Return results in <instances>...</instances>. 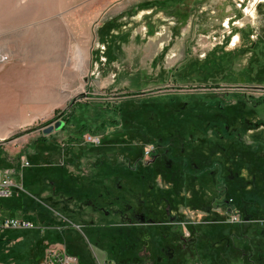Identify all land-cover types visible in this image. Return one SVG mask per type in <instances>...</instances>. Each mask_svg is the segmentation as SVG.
Wrapping results in <instances>:
<instances>
[{"label": "rangeland", "instance_id": "1", "mask_svg": "<svg viewBox=\"0 0 264 264\" xmlns=\"http://www.w3.org/2000/svg\"><path fill=\"white\" fill-rule=\"evenodd\" d=\"M1 177L47 237L139 232L102 262L264 264V0H0Z\"/></svg>", "mask_w": 264, "mask_h": 264}, {"label": "crops", "instance_id": "2", "mask_svg": "<svg viewBox=\"0 0 264 264\" xmlns=\"http://www.w3.org/2000/svg\"><path fill=\"white\" fill-rule=\"evenodd\" d=\"M18 195L20 194H16L14 192V194L10 198L0 199V220L4 218H8L10 216H16L13 213H15V210H17L18 205H21V198H17L19 197ZM1 214H4L5 217H3ZM49 218L53 219L51 215L48 216V219ZM58 225L60 227L58 229L59 232H57L58 236H56V238H53L52 236L47 237L48 234L45 232L46 228L40 226V230H42V232H45L43 236L40 237L41 240L43 241H41L40 239H35L32 243V248L37 250L38 252L41 251L40 248H42L43 251H46L50 248L64 249L65 251H68L69 254H73L76 257H78L79 264H100L102 263L101 258L106 260V258L109 259V257L110 259L112 258L113 260H116V262H119L117 260L118 258L116 259V257L119 255H116L114 252L115 246H112V248L109 249V251H104L103 254H101V256H99L97 252V248L95 247L97 243H103L106 240L114 244L112 236H109V234L113 235L114 231L119 229V227L118 228H116L117 226L110 227L108 225H104V226L98 225V226L88 227V226H83L81 224H75V228H77L76 230H79L81 233H83V237H84L83 240L81 239L79 240L74 238L76 236L75 233L66 232L64 223L61 222ZM2 230L4 229L0 228V232ZM103 232H105L106 237H103ZM100 234L102 236H99ZM73 244L77 247H75ZM0 249L5 250L4 248H0ZM5 255H9V254H5ZM45 256L41 257L40 255L39 258V253H38L37 257L39 259L34 256L35 258L33 260L27 261L25 264H46ZM6 258H9V260L4 261ZM11 261H12V256L10 255L0 260V264H4L1 262H11Z\"/></svg>", "mask_w": 264, "mask_h": 264}, {"label": "built area", "instance_id": "3", "mask_svg": "<svg viewBox=\"0 0 264 264\" xmlns=\"http://www.w3.org/2000/svg\"><path fill=\"white\" fill-rule=\"evenodd\" d=\"M88 142L95 144L98 139L92 136L87 137ZM152 154V152H150ZM19 188L9 177H3L0 180V199L10 198L14 194V190ZM1 229H14V230H40V226L33 220L20 217L10 216L0 221ZM46 264H79L78 259L64 249L50 248L45 254ZM100 264H112L111 262H102Z\"/></svg>", "mask_w": 264, "mask_h": 264}, {"label": "trees", "instance_id": "4", "mask_svg": "<svg viewBox=\"0 0 264 264\" xmlns=\"http://www.w3.org/2000/svg\"><path fill=\"white\" fill-rule=\"evenodd\" d=\"M130 96H134V94H129ZM63 119V120H62ZM62 121L60 120H54L53 122H51L50 124L57 122L58 124H60L61 129H63L66 124L68 123L67 120H64V118H61ZM56 127V125H55ZM54 127V128H55ZM46 133V132H45ZM138 231H133L127 228H119L116 231H114L113 235L109 234V236H112L113 241L115 242V246H118L120 252H122V254L126 253L127 251L133 250L134 246L137 245V236H138ZM119 250L115 251L116 255H119ZM129 253V252H127ZM118 258V259H117ZM116 259L120 262V255L116 257Z\"/></svg>", "mask_w": 264, "mask_h": 264}, {"label": "water", "instance_id": "5", "mask_svg": "<svg viewBox=\"0 0 264 264\" xmlns=\"http://www.w3.org/2000/svg\"><path fill=\"white\" fill-rule=\"evenodd\" d=\"M53 129H54L53 127H50V128L46 131V133L51 132ZM55 129H61L60 124H57L56 127H55Z\"/></svg>", "mask_w": 264, "mask_h": 264}, {"label": "bare ground", "instance_id": "6", "mask_svg": "<svg viewBox=\"0 0 264 264\" xmlns=\"http://www.w3.org/2000/svg\"><path fill=\"white\" fill-rule=\"evenodd\" d=\"M84 60V59H83ZM79 62V61H78ZM82 65V64H81Z\"/></svg>", "mask_w": 264, "mask_h": 264}]
</instances>
